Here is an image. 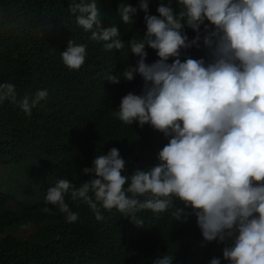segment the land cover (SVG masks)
Wrapping results in <instances>:
<instances>
[{"label":"clouds","instance_id":"9594fccd","mask_svg":"<svg viewBox=\"0 0 264 264\" xmlns=\"http://www.w3.org/2000/svg\"><path fill=\"white\" fill-rule=\"evenodd\" d=\"M171 4L160 0L158 15L149 14V0L135 7L123 0L117 5L116 14L126 25L133 24L139 8L146 30L127 41L138 57L135 66L106 77L112 84L132 81L137 74L141 78L140 93L123 95L113 116L125 125L147 123L168 138L156 154L157 163L122 175L127 161L112 147L81 169L87 181L77 187L57 179L45 202L68 223L77 221L78 214L65 202L66 195L86 203L97 220L103 218L102 207L135 222L138 211L161 213L179 199L196 217L202 246L212 241L225 245L222 257L208 264L222 259L264 264V0H176L179 11ZM68 11L105 50L125 47L116 25L100 26L95 0H70ZM185 28L195 33L191 39ZM146 46L155 50L154 62H146ZM192 47H203L207 60L181 61L182 50ZM85 57L86 46L71 41L60 52L69 70H78ZM47 97V89H38L18 104L30 115ZM6 99L17 101L11 82L0 83V102ZM182 211L175 209L176 219ZM151 264H173V257L160 255Z\"/></svg>","mask_w":264,"mask_h":264},{"label":"trees","instance_id":"16d2710c","mask_svg":"<svg viewBox=\"0 0 264 264\" xmlns=\"http://www.w3.org/2000/svg\"><path fill=\"white\" fill-rule=\"evenodd\" d=\"M95 2L100 26L116 25L124 48L107 51L103 42L90 39L91 31L85 32L69 13L70 0H0V83H13L17 93L16 102H0V167L5 170L0 173V264H151L160 255H171L173 264H208L212 257H222L225 245L212 241L202 246L196 217L179 199L161 213L138 211L136 223L102 207L103 218L97 220L86 203L66 195L65 202L78 214L77 221L68 223L45 202L57 179L77 187L87 181L81 169L90 167L95 155L117 148L127 161L122 175H130L154 166L157 152L168 142L147 123L125 125L113 116L123 95L140 93L139 75L119 84L106 79L135 66L138 57L127 41L143 36L144 13L138 8L133 24L126 25L116 14L122 0ZM123 2L135 7L139 0ZM159 3L149 0V14L158 15ZM171 6L179 11L176 0ZM184 31L190 39L195 35ZM69 41L86 46L78 70L61 62L60 52ZM146 51V62L158 59L155 50L146 46ZM185 57L207 60L203 47L182 50L181 61ZM38 89H47L48 97L26 115L18 101ZM176 208L183 210L181 219L174 215ZM30 224L36 228L26 238L14 235Z\"/></svg>","mask_w":264,"mask_h":264},{"label":"rangeland","instance_id":"374dc122","mask_svg":"<svg viewBox=\"0 0 264 264\" xmlns=\"http://www.w3.org/2000/svg\"><path fill=\"white\" fill-rule=\"evenodd\" d=\"M5 170L0 167V173H3ZM35 226L30 224L27 228L25 229H17L14 231V235L17 237H21V238H26L29 234H31L32 232H34L35 230Z\"/></svg>","mask_w":264,"mask_h":264}]
</instances>
